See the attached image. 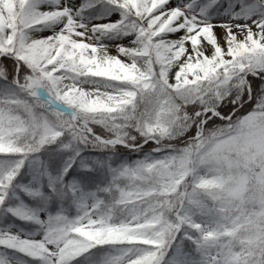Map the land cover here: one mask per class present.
<instances>
[{
    "label": "snow or ice",
    "instance_id": "6c2138e0",
    "mask_svg": "<svg viewBox=\"0 0 264 264\" xmlns=\"http://www.w3.org/2000/svg\"><path fill=\"white\" fill-rule=\"evenodd\" d=\"M0 264H264V0H0Z\"/></svg>",
    "mask_w": 264,
    "mask_h": 264
}]
</instances>
